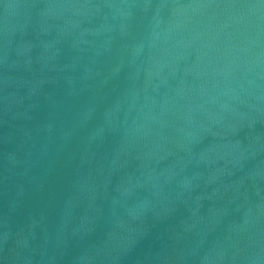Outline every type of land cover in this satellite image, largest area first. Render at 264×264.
<instances>
[{"label": "water", "instance_id": "water-1", "mask_svg": "<svg viewBox=\"0 0 264 264\" xmlns=\"http://www.w3.org/2000/svg\"><path fill=\"white\" fill-rule=\"evenodd\" d=\"M0 264H264V0H0Z\"/></svg>", "mask_w": 264, "mask_h": 264}]
</instances>
